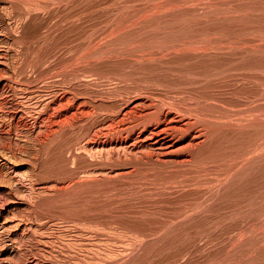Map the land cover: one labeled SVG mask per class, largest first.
Returning a JSON list of instances; mask_svg holds the SVG:
<instances>
[{
    "label": "rangeland",
    "instance_id": "obj_1",
    "mask_svg": "<svg viewBox=\"0 0 264 264\" xmlns=\"http://www.w3.org/2000/svg\"><path fill=\"white\" fill-rule=\"evenodd\" d=\"M22 1L0 0L1 28L9 27L6 14L12 7L18 11L29 2L43 8L52 2ZM74 3L66 0L49 11L37 10L20 29L26 30L27 39L34 40L32 45L42 32H48L46 49L51 50H46V63L69 78L81 76L72 88L85 94L90 91L95 106L99 105L98 113L108 109L118 112L120 104L142 94L158 109H163L165 100L168 107L164 109H177L176 115L182 114L184 119L189 115L180 110L182 107L196 110L193 113L200 109L198 114H206L209 122L214 119L216 132L185 165L150 160L137 163L117 155L108 161L102 154L93 155L82 148L84 141L77 139L75 129L66 132L71 139L66 133L58 135L60 138L50 143L52 149L31 141L22 129L11 136L14 142L11 137H0V144L10 142L19 156V161L3 165L0 177L8 178L0 179V248L9 247L17 236L15 240L21 243L17 254L24 252L26 259L31 249L40 247L38 234L29 227L34 222L33 226L47 225L44 232L53 237L49 249H62L60 260L49 257L61 264L86 258L84 245L100 241L112 252L106 264H264V0ZM68 11L82 14L77 24L82 28L74 33L63 17ZM66 38L72 39L71 44ZM11 53L18 58V51ZM169 102L174 103L171 106ZM195 104L199 109H194ZM115 111L109 113L116 115ZM102 116L97 122L107 119L106 114ZM45 121L49 129L50 119ZM47 128L40 136L49 132ZM69 143L75 144L74 158L67 150ZM6 160L10 158L2 161ZM34 181L44 190L35 191L38 188L31 187ZM13 206L15 210L19 207L18 214ZM20 211L28 214L23 215V222L22 218L19 222L23 217ZM17 254L8 255L12 259L6 257L10 264L16 259L19 264Z\"/></svg>",
    "mask_w": 264,
    "mask_h": 264
},
{
    "label": "bare ground",
    "instance_id": "obj_2",
    "mask_svg": "<svg viewBox=\"0 0 264 264\" xmlns=\"http://www.w3.org/2000/svg\"><path fill=\"white\" fill-rule=\"evenodd\" d=\"M1 1H3V0H1ZM18 1H21V0H18ZM62 1H66V0H52L51 4L49 3L50 5L44 2V4H47V5H45L43 8H41V5H40V7L39 6L38 7L32 6L33 4L30 5L29 2L27 3L28 5H25V3H24L25 7L22 4L23 8L22 9L19 8L18 11H16L17 10V9H15L16 7L15 8L12 7V10L9 9V11H7V8H6V11H7L6 18H7V21L9 23V27H7V28H4L5 26L2 28L0 27V137L3 139H5V138L7 139V138L13 136L14 134L18 135V133H16L17 131L20 130L22 132V130H24V132H25L24 136L25 137H27L28 139H31V141L34 140V142L35 141L39 142L40 146H43L42 148H44L45 145H47V146L49 145L50 147L53 146V145H50V143H53V141L55 140L56 137H57L56 139L60 138V136H58V135H61V134L64 135V133H66V132L68 133V131L70 129H71V131H73L72 129H75L76 132L75 131L74 132L75 133L78 132L79 135H78V133L75 134L74 132L72 133V135L75 134L76 136H78L77 139L84 141V145L82 148L87 150L89 153H93V155L99 154V153L102 154L104 156V157H102V159L107 158V160H108V158H110V157L115 158V156L117 155V157H119L120 159L122 157L125 159H130V160L135 159L137 163H138V161H141V160L143 162H145L146 160H148V161L150 160L151 162L153 161V162H157L159 164H165V165H167V164L170 165V163L171 164L174 163L175 165L176 164H179V165L182 164L183 165L184 163L186 164L188 162L190 163V161L193 160V157L196 154L198 156L197 152L200 150V148L202 150L204 143H206L207 140L209 141V139L211 138V135L214 132H216L215 131L216 128L214 127L216 125V122L214 123V119L212 120V122L211 121L209 122L208 116H205L206 114L203 115V113H202V115H200L201 113L199 111L200 109L198 106L199 103H198V105L195 104L196 106L193 105V107L195 109V107L198 106L197 109H199V110H197V112L200 114H198L196 112H195L196 114L193 113L194 111H196L194 109H193L194 111L192 112L191 108L185 109L186 106L182 105V106H184V108L181 106L182 108L180 110L183 111L184 114L189 115L188 119H184L183 117H180L182 114L179 115V117L177 116L178 114L176 115L177 109H174V108L171 109L170 107H169V109H164V107L165 108L168 107V106H165V102H166L165 100H164V105H162L163 109H158L159 107L157 106V108H156L155 107L156 104L154 105V102L148 101V99H149L148 95L144 96L142 94H137V95L131 97V100H127L123 104H120L121 108H119V110H117L118 112H116L115 110L108 109L111 112L113 111V113L115 111L116 115H112L113 113H111V112L109 113V111L103 112V110H101L102 111L101 112L100 109H99L100 112L98 113L97 108L99 107V105H98V107H96L97 105L95 106V103L93 102V100L94 101H96V100L95 99L92 100V98H94V97L90 96V94H91L90 91H89V93L85 94L84 91L79 92V91L75 90L76 89L75 87L72 88L74 86L72 84L73 83L75 84V82L81 76L77 77V75H74V77L69 78L66 74H63L59 68H58V70H56L57 69L56 67L54 69V67L52 68L46 63L48 61V59L46 57L47 56L46 50H48V51L51 50V49H46V47H47L46 45H47V42L49 40L48 32L46 31L47 32L46 34H45V32H42V33H44V35L40 34V36L38 38H37L38 35L37 36L35 35L36 36L35 39L36 38L37 39L35 40L36 43L34 45H32V42H34V40L31 41V40L27 39V36H26L27 32H25L26 30L21 31L20 27L22 24H25L24 22L29 19L31 14H33V12H36L37 10L40 11V9H42L43 11L44 10L49 11L53 5L61 4ZM68 1L70 3L76 2V0H68ZM36 4L38 5L39 3H36ZM44 4H42V5H44ZM10 5H11V2H10ZM17 5H18V3H17ZM74 6H76V4ZM85 6H89V5L87 4ZM54 8H55V6H54ZM72 9H74V8H72ZM4 12H5V10H4ZM76 12H78V11H76ZM67 13L68 14L65 13V15H63V17H64L65 22L66 21L68 22V27H69L68 30H70V32L72 31L74 33V31H77L78 28L79 29L82 28V27H79V25H77L80 18L82 17L81 16L82 14L78 13L79 14L78 15L77 13H70L69 11ZM45 15H46V13H45ZM61 16H62V14H61ZM89 17H90V15H89ZM3 18H4V16H3ZM42 18H40V19H42ZM0 20H1V18H0ZM37 21H38V19H37ZM65 22H63V23H65ZM7 26H8V24H7ZM58 26H59V24H58ZM58 26H56V23H55V27H58ZM52 29H51V31H52ZM64 30H65V27H64ZM28 32H29V30H28ZM71 33H68L69 36ZM80 33H79V35H81ZM82 33H83V31H82ZM73 35H74V37H73ZM73 35H71V37H73V39L75 40L76 39L75 34H73ZM51 37H52V35L50 36V38ZM63 37L65 38V34ZM76 37H77V35H76ZM68 38H66L65 41ZM52 39L54 40V37H52ZM52 39H50V40L52 41ZM76 40H78V39H76ZM67 41H70V44H71L72 39L71 40L68 39ZM67 41H66V43H67ZM56 43H57V41H56ZM73 43H74V41H73ZM34 46H35V48H34ZM51 46H53V44ZM14 49H15L16 53L18 51V53H17L18 58H14V56H12L11 52H15V51H13ZM32 49H34L35 51L34 50L32 51ZM30 52H33L34 54L30 55ZM102 52H104V51H102ZM102 52L100 51L101 54H102ZM91 55H94V54H91ZM32 73H34V74L31 75ZM119 81H120V79H119ZM87 87H89L88 82H87ZM89 89L88 88H87V90L85 89V92L86 91L88 92ZM18 90L21 93V95L18 92ZM119 97H121V96H119ZM127 99H128V97H127ZM122 100L124 101V99H122ZM169 103L172 106V104L174 102L173 103L169 102ZM192 104H194V103H192ZM159 106L161 107V102H160ZM173 107H175V106L173 105ZM177 107H178V105H177ZM189 107H192V106L189 104ZM178 109H179V107H178ZM180 110H178V112ZM185 110H187V111H185ZM205 112L206 111H204V113ZM100 113L107 115V119L104 122H100V121L97 122L99 119L98 117L103 118L102 114H101V116L100 115L97 116ZM179 113H181V112H179ZM192 116L196 120H193ZM209 116H210V114H209ZM104 117H105V115H104ZM210 117H212V116H210ZM210 117H209V119H210ZM215 117H218V116H215ZM47 118L50 119V124L47 123L50 125L49 129L47 128L48 126L46 127L47 130H49V132L46 131V135H44L42 137V136H40V133L44 132L45 131L44 129H46L45 128L46 125L44 126V124H46L45 120ZM44 121H45V123H44ZM246 121H248V120H246ZM220 122L222 124V121H220ZM106 123H107V125H106ZM13 129L15 131H13ZM63 137H62V140L60 139V141L61 142L63 141V143H64L65 141L63 140L64 139ZM68 137L69 138L71 137L70 133H69ZM14 139H16V138H14ZM5 141H7V140H5ZM11 141L14 142L12 140V137H11L10 142ZM77 141H79V140H77ZM10 142H8V143H10ZM56 142H58V141H56ZM0 143H1V141H0ZM2 143H3V140H2ZM8 143L5 142L3 144H0V177L2 175L1 173L3 171H5L3 169V165L6 163H11L12 160L18 159L17 158L18 155L16 154L17 150L15 149L16 150L15 151L12 148L11 145H13V144H11V143L8 144ZM58 143H60V142H58ZM63 143H61V144H63ZM15 144H16V142H15ZM82 144H83V142H82ZM19 145H18V147H19ZM23 145H25V144H23ZM37 145H38V143H37ZM67 145H68L67 150H69V151L71 150L69 152V154H71V152H72L71 155L74 158V156H75L74 152L76 151L74 149L75 144L69 143ZM47 146H45V148ZM50 147H49V149H50ZM59 147L61 148V146H57L56 148L59 149ZM62 147H63V145H62ZM78 147H80V146H78ZM40 148H39V152L42 149V148L41 149ZM64 148L65 147H63V149ZM51 149H52V147H51ZM22 150H23V148H22ZM18 152H19V150H18ZM44 153H45V150H44ZM56 154H58L57 149H56ZM5 155H7L6 157L10 158L9 161L8 160L2 161L3 159H9V158H6ZM63 155H64V153H63ZM63 155H61V156H63ZM68 158H69V156H68ZM20 159H22L21 156H20ZM69 159H71V158H69ZM16 161H19V159ZM16 161H14V162H16ZM38 161H36V163ZM102 163H104V162H102ZM157 163H155V164H157ZM7 170H9V169H7ZM37 170H35V171H37ZM6 173H7V171H6ZM4 175H6V174L4 173ZM8 176H10V175H8ZM34 177L35 176H33L32 179ZM0 179H1V181H2V179L5 181L6 178L5 179L0 178ZM6 180L8 181V178ZM10 180H11V178H10ZM4 181H3V183H6ZM14 181H15V179H14ZM8 183H10V182H8ZM31 183H33V185L31 187L38 188V190H35L37 192L44 188V186L36 183L35 181L31 182ZM82 183L83 182H81V184ZM22 184H23V182H22ZM10 190H11V187H10ZM56 190L59 191L58 188H56ZM7 191H8V189H7ZM12 191L13 190H11V192ZM14 191H13V193H14ZM37 192H36V194H37ZM13 193H10V194H13ZM41 193H42V191H41ZM47 193H48V191H47ZM3 194H5V193H3ZM6 194H7V192H6ZM10 194L7 195V197L9 196V200H10V197L12 196V195L10 196ZM18 196H20V195H18ZM46 197H48V196H46ZM37 198L39 199V197H37ZM1 199H2V197H1ZM11 199H12V197H11ZM4 202H5V200H4ZM38 202H40V201H37L36 204H38ZM17 208H19V207H17ZM17 208H16V210H17ZM21 208H22V206H21ZM13 209H14V206H13ZM23 209H24V207H23ZM16 210L14 209V211H16ZM28 211L26 213H29ZM17 212H19V209L16 211V214H18ZM20 212L22 213V211H20ZM7 213H9V212H7ZM21 213H19V215H21ZM16 214H14V216H16ZM23 215L24 214L22 213V216ZM24 216L28 217V214H27V216H26V214ZM24 216L20 217L19 222H21V218H22V222H23V220H25V219H23ZM40 218H42V217H40ZM40 218H38L37 220H40ZM6 219H7V217H6ZM28 219H30V218H28ZM17 222H15V223H17ZM28 222H29V220H28ZM40 222H41V220H40ZM32 224L29 227L33 229V231H34V232L32 231L33 233L38 234L36 236H38L40 247H37V245H36L37 248L32 247L33 249H31V250L29 249L30 252L27 254V257L25 259L24 258L25 257L24 252L17 254V249L19 247H21V243L19 240H18V242H17V240H15L16 238L18 239V237L16 236V238L13 239L12 244L9 247L5 248L6 245L4 244L5 245L4 249L0 248V264H10V262H8V259H12L14 257L11 258L8 255H12V254H17V256L16 255L15 256L18 258L19 264H61V263L57 262L56 259H55L56 262H54L53 261L54 259L49 257V256H53L54 258H58V260H60L61 256L59 259L58 253L61 252L62 249H61V251H60V248L59 249L57 248L58 250L57 249L55 250L54 249L55 247L53 248V246H50V249H49V244L51 245V240L53 239V237H51L52 236L51 234H50V236H49V234L48 235L45 234L44 231H45V227L47 225L45 226L44 224L41 223L38 226H36V224H35V226H33ZM16 225L18 226V224H16ZM2 227L4 228L5 225ZM13 227L15 228L16 226H13ZM49 227H51V226H49ZM10 228H12V227L10 226ZM14 228H12V229H14ZM24 228H25V226H24ZM21 229H23V228H21ZM47 230H48V228H47ZM78 230L81 231V229H78ZM52 231L53 230H51V233H52ZM2 232H3V230H2ZM0 234H2V233H0ZM29 234H31V233H29ZM80 234H81V232H80ZM93 235H94V233H93ZM21 237H20V239H21ZM3 238L4 237H1L2 240H3ZM8 239H6V240H8ZM22 240L24 241V238ZM38 240L36 242H38ZM54 241H56V240L54 239ZM10 242H11V240H10ZM70 242L72 243V241H70ZM100 242L102 244L101 243L96 244L95 242L85 244L84 248H86V250L88 251L87 257L86 258L84 257V259H82L83 257L81 259L80 258L78 259L75 256L76 258H73L74 263L75 264H106L108 259L110 258V256H112L111 255L112 252L108 248H106V246H107L106 242L105 243L103 241H100ZM32 243H33V241H32ZM80 243H81V241H80ZM52 244H54V243L52 242ZM59 244L60 243H58V245ZM74 244L75 243H73V247H74ZM103 244H104L105 248H104ZM67 246H68V244H67ZM69 246H70V244H69ZM81 246H83V245L81 244ZM22 249H24V248H22ZM115 254H116V252H115ZM119 255H121V253ZM6 257L8 259H6ZM112 259H113V257L111 258V260ZM123 261H124V259H123ZM61 262H62V260H61ZM69 263H71V262H69ZM14 264H17V259H16V262Z\"/></svg>",
    "mask_w": 264,
    "mask_h": 264
}]
</instances>
